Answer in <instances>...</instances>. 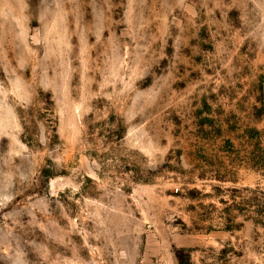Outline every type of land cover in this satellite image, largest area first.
I'll return each instance as SVG.
<instances>
[{
	"label": "rangeland",
	"instance_id": "rangeland-1",
	"mask_svg": "<svg viewBox=\"0 0 264 264\" xmlns=\"http://www.w3.org/2000/svg\"><path fill=\"white\" fill-rule=\"evenodd\" d=\"M0 264H264V0H0Z\"/></svg>",
	"mask_w": 264,
	"mask_h": 264
}]
</instances>
